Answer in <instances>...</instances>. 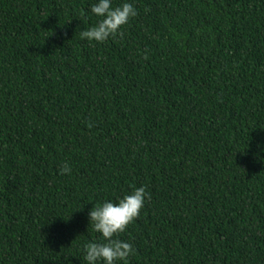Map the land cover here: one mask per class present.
Masks as SVG:
<instances>
[{
  "label": "trees",
  "instance_id": "trees-1",
  "mask_svg": "<svg viewBox=\"0 0 264 264\" xmlns=\"http://www.w3.org/2000/svg\"><path fill=\"white\" fill-rule=\"evenodd\" d=\"M129 2L96 43L95 0H0V264H85L141 186L128 264H264V0Z\"/></svg>",
  "mask_w": 264,
  "mask_h": 264
},
{
  "label": "clouds",
  "instance_id": "clouds-1",
  "mask_svg": "<svg viewBox=\"0 0 264 264\" xmlns=\"http://www.w3.org/2000/svg\"><path fill=\"white\" fill-rule=\"evenodd\" d=\"M90 10L100 19L80 35L81 38L96 43H103L117 34L122 35V26L137 15L129 0H123L117 6H113V0H95ZM257 147L264 151V144H258ZM70 172L68 163H64L59 169L60 175ZM148 197V192L141 186L133 188L115 201L104 200L93 205L88 212L89 224L100 233L102 239L83 245L85 264H128V258L134 256L136 250L129 241L119 239L118 236L140 215Z\"/></svg>",
  "mask_w": 264,
  "mask_h": 264
}]
</instances>
